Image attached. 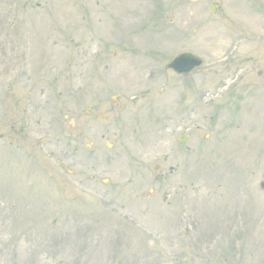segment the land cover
Segmentation results:
<instances>
[{"label":"rangeland","instance_id":"obj_1","mask_svg":"<svg viewBox=\"0 0 264 264\" xmlns=\"http://www.w3.org/2000/svg\"><path fill=\"white\" fill-rule=\"evenodd\" d=\"M0 132V264H264V0H0Z\"/></svg>","mask_w":264,"mask_h":264},{"label":"water","instance_id":"obj_2","mask_svg":"<svg viewBox=\"0 0 264 264\" xmlns=\"http://www.w3.org/2000/svg\"><path fill=\"white\" fill-rule=\"evenodd\" d=\"M202 61L203 59L197 54L186 51L173 58L168 63V66L178 73H189L192 69L200 65ZM2 136L3 133L0 132V137Z\"/></svg>","mask_w":264,"mask_h":264},{"label":"bare ground","instance_id":"obj_3","mask_svg":"<svg viewBox=\"0 0 264 264\" xmlns=\"http://www.w3.org/2000/svg\"><path fill=\"white\" fill-rule=\"evenodd\" d=\"M253 124L256 125V121L255 120L253 121Z\"/></svg>","mask_w":264,"mask_h":264}]
</instances>
